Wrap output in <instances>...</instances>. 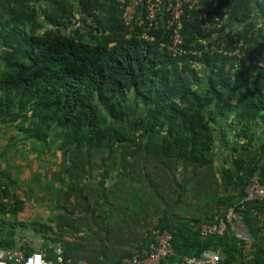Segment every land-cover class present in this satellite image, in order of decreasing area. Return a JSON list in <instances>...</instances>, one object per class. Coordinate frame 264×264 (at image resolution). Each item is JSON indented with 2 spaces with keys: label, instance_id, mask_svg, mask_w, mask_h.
I'll list each match as a JSON object with an SVG mask.
<instances>
[{
  "label": "trees",
  "instance_id": "obj_1",
  "mask_svg": "<svg viewBox=\"0 0 264 264\" xmlns=\"http://www.w3.org/2000/svg\"><path fill=\"white\" fill-rule=\"evenodd\" d=\"M167 2L148 19L149 0H0V122L61 156L40 180L56 214L31 225L38 248L17 244L30 199L0 185V248L125 264L168 230L172 262L264 264V196L245 199L264 186V0ZM229 209L250 243L203 234Z\"/></svg>",
  "mask_w": 264,
  "mask_h": 264
},
{
  "label": "built area",
  "instance_id": "obj_2",
  "mask_svg": "<svg viewBox=\"0 0 264 264\" xmlns=\"http://www.w3.org/2000/svg\"><path fill=\"white\" fill-rule=\"evenodd\" d=\"M166 0H149L148 5V19H153L158 6H162L165 3L161 2ZM168 5H171V0H167ZM190 1V0H189ZM195 1L196 0H191ZM135 2L130 3L126 7L125 17L127 19H132L134 14ZM179 5L173 9V21L171 22L176 26L173 33L172 46H169V50L173 53H177L179 50L178 44L181 42L179 35L177 34V29L180 28L179 18ZM220 28L218 24L216 26ZM246 201L254 200L255 198L264 196V186H251L247 189ZM227 228L233 232L234 236L240 240H247L248 232L243 225L240 216L237 215L236 211L229 209L225 219H220L217 223L206 225L203 227V234L210 235L216 234L222 236ZM154 241L149 245V249L142 251L141 253H136L131 258L125 261V264H218L219 255L214 251H204L200 257H183L178 261H170L173 256L174 251L171 245L172 235L168 230L153 231ZM0 264H70L69 259H65L63 255V248L60 244H56L53 247L51 256L47 255L43 251H34L32 253L26 250H2L0 249Z\"/></svg>",
  "mask_w": 264,
  "mask_h": 264
},
{
  "label": "rangeland",
  "instance_id": "obj_3",
  "mask_svg": "<svg viewBox=\"0 0 264 264\" xmlns=\"http://www.w3.org/2000/svg\"><path fill=\"white\" fill-rule=\"evenodd\" d=\"M127 107H129V110L131 109L130 112H133V109H138L133 104L132 99L128 100ZM140 110H141V107H140ZM215 134H216V144L218 145L219 144L218 129L215 130ZM227 135L231 137L233 133L231 131H228ZM40 151H42L40 154V157H38L37 153L31 152V155L27 156L26 159L25 157L23 158L25 159L24 162H26L27 160L26 164H28V168H29V170L27 169L28 177L25 176L24 180L21 181V185L19 187L16 185V187L14 188L17 199L18 198L22 199L25 202V195L27 197L26 201L30 199V203L25 202L24 210L19 213L18 218H17V220L23 226L21 228V231H19L18 228L16 229V235H20V239L19 240L17 239V244L19 246H21L20 244H25L23 246H27L28 244V245L38 248L43 239L41 237V234L38 232H35L33 228L31 227V225L35 223L46 224L48 223L46 222L47 219L53 217L56 214L55 210L52 207L54 205L53 199L51 200L49 197L51 195L52 186L51 188L48 187V189H45L44 192H42L40 190V184H41L40 180L43 179L44 177L51 176V173H53L54 171H57V172L59 171V168L61 167L59 163V161L61 160L60 158L61 156H60V153H57L53 149L44 150V149L38 148V152ZM35 161H38V171H37L38 174L33 172V170L35 169L34 167L36 166ZM246 193H247V190H246ZM12 221L13 219L10 216H7L4 222L9 223ZM50 225L52 227L53 224H50ZM83 230L84 229L80 230L81 232L77 233L76 236L81 237L84 234ZM88 234L92 235L89 237H94V238L96 237L95 226H92L91 230H88L87 235ZM247 237H248L247 240L250 243L249 235ZM0 238L6 239V236L0 233Z\"/></svg>",
  "mask_w": 264,
  "mask_h": 264
},
{
  "label": "crops",
  "instance_id": "obj_4",
  "mask_svg": "<svg viewBox=\"0 0 264 264\" xmlns=\"http://www.w3.org/2000/svg\"><path fill=\"white\" fill-rule=\"evenodd\" d=\"M30 150L31 142L29 139L24 138L14 125L2 124L0 122V185H7L9 190L13 192L16 185L19 187L25 176L28 177L27 169L29 170V168L28 164H26L27 160L26 162L24 161L27 156L31 155ZM37 152L38 149L34 153ZM24 157L25 159H23ZM34 168L33 172L37 173L36 166ZM2 250L27 251L26 247H17V249L3 248Z\"/></svg>",
  "mask_w": 264,
  "mask_h": 264
}]
</instances>
